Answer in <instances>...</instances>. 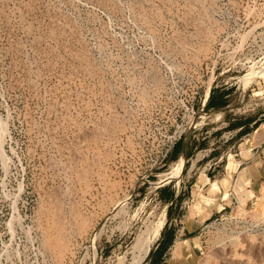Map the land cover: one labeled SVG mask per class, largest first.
I'll return each mask as SVG.
<instances>
[{"label":"rangeland","instance_id":"1","mask_svg":"<svg viewBox=\"0 0 264 264\" xmlns=\"http://www.w3.org/2000/svg\"><path fill=\"white\" fill-rule=\"evenodd\" d=\"M168 224L158 264H264V0H0V264H154Z\"/></svg>","mask_w":264,"mask_h":264},{"label":"trees","instance_id":"2","mask_svg":"<svg viewBox=\"0 0 264 264\" xmlns=\"http://www.w3.org/2000/svg\"><path fill=\"white\" fill-rule=\"evenodd\" d=\"M221 106H224V100L222 98L221 99H214L211 97L209 99V101L207 102V108H219ZM242 126H244V125H242ZM242 126H240V127H242ZM177 149H178V147L175 145L173 147L172 152L169 154V156L173 160H175L180 153V151H178ZM160 194H161L160 200L163 201L164 203L168 204V210H170V207L172 206L173 202H176L179 204L182 202L181 195L178 194L177 196H175V189H173V188H170V187L169 188H163L162 190H160ZM168 214H169V212L167 211V215ZM162 236H163V234H162ZM162 236H161V238H162ZM173 236H174L173 231L172 232L170 231L166 235L165 239L161 240V238H160V241L158 243V248L156 249L157 252L156 253L150 252V254H149V259L152 260V258H153L152 263L158 264L157 262H159V260H161L163 254L165 253L167 248L172 243Z\"/></svg>","mask_w":264,"mask_h":264},{"label":"crops","instance_id":"3","mask_svg":"<svg viewBox=\"0 0 264 264\" xmlns=\"http://www.w3.org/2000/svg\"><path fill=\"white\" fill-rule=\"evenodd\" d=\"M243 127H245V126H242V127H239V129L240 130H242V128ZM182 153V151H180V153L179 154H181ZM204 184H206V186H211V185H213L214 184V182H212V183H204ZM178 195V192H177V190L175 189V196H177ZM202 201V197L201 196H199V198H198V203L199 202H201ZM176 204V202H173L172 203V206L173 205H175ZM171 206V207H172ZM216 206V204L215 203H212V202H210V204H209V209L208 210H204L203 212H202V214H201V217H200V220H201V222H203L205 219H207L211 214H212V211H213V209H214V207ZM191 224V223H190ZM192 226V225H191ZM185 229L187 230V228L185 227ZM167 230H168V232L167 233H169L170 231H174L175 229L174 228H170V224H168V226H167ZM166 232H163V236H162V238H161V240H163V239H165L166 238V235H167V233ZM174 242V241H173ZM158 248V247H157ZM156 248V249H157Z\"/></svg>","mask_w":264,"mask_h":264},{"label":"bare ground","instance_id":"4","mask_svg":"<svg viewBox=\"0 0 264 264\" xmlns=\"http://www.w3.org/2000/svg\"><path fill=\"white\" fill-rule=\"evenodd\" d=\"M44 56H46V55H44ZM207 97H208V96H207ZM206 99H207V98H206ZM97 130H99V129H97ZM86 132H87V131H86ZM81 134H82V133H81ZM94 135H95V134H94ZM96 135H98V134H96ZM79 136H80V134H79ZM87 136H88V135H87ZM100 136H101V133H100ZM81 138H82V137H81ZM88 138H91V137H88ZM83 139H84V138H83ZM86 140H87V139H86ZM91 140H92V139H91ZM95 140H96V139H95ZM88 141H90V140H88ZM91 142H92V141H91ZM95 142H96V141H95ZM78 143H79V142H78ZM78 145H80V144H78ZM79 151H80V150H79ZM77 155H78V154H77ZM95 157H96V156H95ZM73 162H74V160H73ZM79 162H80V161H79ZM83 163H84V162H83ZM83 163H81V164H83ZM77 164H78V163H77ZM87 165H88V164H87ZM73 169H74V168H73ZM80 169H81V168H80ZM80 169H79V170H80ZM81 172H82V171H81ZM81 172H80V173H81ZM83 172H84V171H83ZM82 174H83V173H82ZM87 174H88V173H87ZM76 176H78V175H76ZM84 176H85V175H84ZM78 178H79V177H78ZM84 179H86V177H85ZM84 179H83V180H84ZM77 181H78V180H77ZM83 182H84V181H83ZM84 185H85V184H84ZM86 188H87V187H86ZM86 192H87V191H86ZM83 193H84V192H83ZM79 208H80V207H79ZM61 213H62V212H61ZM80 214H81V213H80ZM70 215H71V214H70ZM77 215H79V214H77ZM46 216H47V213H46ZM56 217H57V216H56ZM68 219H69V218H68ZM56 221H57V220H56ZM56 221H55V222H56ZM64 221H65V219H64ZM46 222H47V221H46ZM74 222H75V221H74ZM87 223H89V222H87ZM51 224H52V223H51ZM51 224H50V225H51ZM68 224H69V223H68ZM83 224H84V223H83ZM83 224H82V225H83ZM85 224H86V223H85ZM46 225H47V223H46ZM54 225H55V224H54ZM70 225H71V224H70ZM86 225H87V224H86ZM52 226H53V225H52ZM61 226H62V225H61ZM64 226H65V225H64ZM80 226H81V225H80ZM75 227H76V226H75ZM57 228H58V227H57ZM79 228H80V227H79ZM81 228H82V227H81ZM88 228H89V227H88ZM59 229H60V227H59ZM57 230H58V229H57ZM70 230H71V229H70ZM45 232H46V231H45ZM51 232H53V231H51ZM49 235H50V234H49ZM49 235H48V236H49ZM51 235H52V234H51ZM52 237H53V235H52ZM65 238H66V237H65ZM139 240H140V239H139ZM49 241H50V239H49ZM54 241H55V240H54ZM143 241H144V240H143ZM51 242H52V241H51ZM51 242H50V243H51ZM140 243H141V242H140ZM138 244H139V243H138ZM138 244H136V246H137ZM51 246H52V245H51ZM134 249H135V248H134ZM146 250L148 251V249H146ZM145 252H146V251H145ZM59 255H60V254H59ZM65 255H66V254H65ZM55 256H56V255H55ZM57 258H58V257H57Z\"/></svg>","mask_w":264,"mask_h":264}]
</instances>
